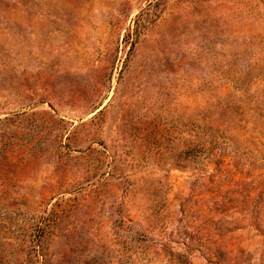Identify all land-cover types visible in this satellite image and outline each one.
Wrapping results in <instances>:
<instances>
[{
    "label": "rangeland",
    "instance_id": "1",
    "mask_svg": "<svg viewBox=\"0 0 264 264\" xmlns=\"http://www.w3.org/2000/svg\"><path fill=\"white\" fill-rule=\"evenodd\" d=\"M0 264H264V0H0Z\"/></svg>",
    "mask_w": 264,
    "mask_h": 264
}]
</instances>
